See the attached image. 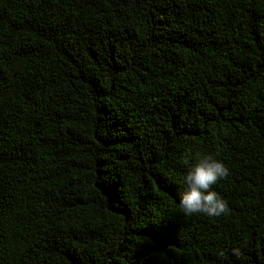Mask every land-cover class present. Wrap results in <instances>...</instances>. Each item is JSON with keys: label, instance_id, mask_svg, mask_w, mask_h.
I'll return each instance as SVG.
<instances>
[{"label": "trees", "instance_id": "16d2710c", "mask_svg": "<svg viewBox=\"0 0 264 264\" xmlns=\"http://www.w3.org/2000/svg\"><path fill=\"white\" fill-rule=\"evenodd\" d=\"M0 264H264V0H0Z\"/></svg>", "mask_w": 264, "mask_h": 264}, {"label": "clouds", "instance_id": "9594fccd", "mask_svg": "<svg viewBox=\"0 0 264 264\" xmlns=\"http://www.w3.org/2000/svg\"><path fill=\"white\" fill-rule=\"evenodd\" d=\"M228 175L229 169L221 159L212 154H197L183 178L184 191L178 196L180 211L188 217L226 215L230 211L228 202L213 186Z\"/></svg>", "mask_w": 264, "mask_h": 264}]
</instances>
